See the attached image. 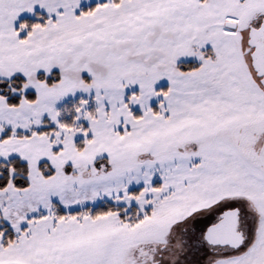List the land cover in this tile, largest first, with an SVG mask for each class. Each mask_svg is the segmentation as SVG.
<instances>
[{
	"label": "snow or ice",
	"instance_id": "6c2138e0",
	"mask_svg": "<svg viewBox=\"0 0 264 264\" xmlns=\"http://www.w3.org/2000/svg\"><path fill=\"white\" fill-rule=\"evenodd\" d=\"M0 264H264V0H0Z\"/></svg>",
	"mask_w": 264,
	"mask_h": 264
}]
</instances>
